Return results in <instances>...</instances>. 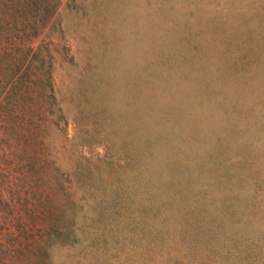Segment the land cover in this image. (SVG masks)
I'll use <instances>...</instances> for the list:
<instances>
[{"label": "rangeland", "instance_id": "obj_1", "mask_svg": "<svg viewBox=\"0 0 264 264\" xmlns=\"http://www.w3.org/2000/svg\"><path fill=\"white\" fill-rule=\"evenodd\" d=\"M6 2L0 264H264V0Z\"/></svg>", "mask_w": 264, "mask_h": 264}, {"label": "trees", "instance_id": "obj_2", "mask_svg": "<svg viewBox=\"0 0 264 264\" xmlns=\"http://www.w3.org/2000/svg\"><path fill=\"white\" fill-rule=\"evenodd\" d=\"M4 6H7V2L6 0H0V7L4 8ZM3 22V17H0V23ZM35 25H33L32 27H35ZM6 28L0 24V40L6 44L4 45H1L0 46V58H2V60L5 58L3 56L2 51L5 50L6 52H10L12 50H15V49H18L19 47V43L21 45V41L19 42L18 39L20 38V36H17L16 39L12 40V38H10V34L8 31H6ZM5 32V34H4ZM33 37V36H31ZM7 57L9 56L10 57V60H9V63L12 62V54H6ZM5 66H2V69L3 70V73H2V76H1V79L3 81H5V84L9 83V82H13L12 85H11V91L13 92V94H16V93H20V91L25 87V84L20 81V77L17 76V75H14L12 74V66L8 63L5 62ZM13 123H16V122H13ZM2 170L8 174V168H5L4 166H2ZM12 185H11V182H9L5 177L3 176H0V204H3L4 207L6 209H10V204L9 202L4 198V193H9L11 195L14 196L13 192H12ZM19 195V198L22 197L21 194H15V196H18ZM1 210V209H0ZM2 211V210H1ZM2 218V216H1ZM8 217H5L4 220H7ZM3 220V218L1 219ZM3 220V221H4ZM5 258L4 257H0V263L1 262H5L3 261ZM15 264V263H14Z\"/></svg>", "mask_w": 264, "mask_h": 264}]
</instances>
